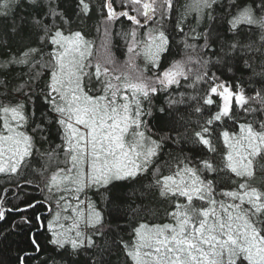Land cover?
Returning a JSON list of instances; mask_svg holds the SVG:
<instances>
[{"label": "snow or ice", "instance_id": "snow-or-ice-1", "mask_svg": "<svg viewBox=\"0 0 264 264\" xmlns=\"http://www.w3.org/2000/svg\"><path fill=\"white\" fill-rule=\"evenodd\" d=\"M28 3L40 46H28L0 64V70L27 68V79L14 89L0 79V94L24 97L14 103L0 100V174H17L32 157L37 138L46 141L48 126L56 125L61 143L44 155L52 159L63 154L64 166L44 183L55 201V210L51 204L48 209L49 242L61 249L70 246L74 252L93 247V236L103 235V214L89 191H107L113 182L147 173L150 187L169 201L171 210L167 222L133 228V241L123 245L132 264H264V186L254 183V161L264 158V86L249 94L236 82L208 71L210 65L231 70L234 62L251 69L250 59L264 57V0H103L106 36L121 18L133 26L122 34L127 44L123 64L112 57L107 40L102 55L93 60L92 42L82 32L57 24L67 23L59 0ZM20 4L21 0H0V15H10ZM78 7L84 14L92 11L90 0H78ZM168 20L181 37L183 55L164 66L161 59L175 43L163 28ZM138 59L145 62L143 67ZM182 81H190L187 87L194 90L205 88L202 94L173 97L171 92L184 86ZM162 93L168 99L167 108L157 109L160 113L188 104L204 117L192 133L194 143L215 152L213 134L222 137L223 169L210 159L193 163L185 157L168 163L167 174L161 172L156 162L161 144L153 139L146 117ZM34 97L47 109L39 116ZM237 107L253 122L239 123L238 132H218L229 121L236 123ZM225 170L234 175V187L217 192L204 173ZM37 203L15 211L25 213ZM4 219L0 208V220ZM21 219L31 224L27 216ZM35 219L40 221V216ZM32 243L39 250L35 238Z\"/></svg>", "mask_w": 264, "mask_h": 264}, {"label": "trees", "instance_id": "trees-1", "mask_svg": "<svg viewBox=\"0 0 264 264\" xmlns=\"http://www.w3.org/2000/svg\"><path fill=\"white\" fill-rule=\"evenodd\" d=\"M92 11L84 14L78 7V0H59V10L63 13L64 21L57 20V24L65 30L80 31L85 38L92 42L93 60L98 55H102V44L109 41V51L118 64H123L127 59V44L123 33L133 27L126 19L115 22L109 28L108 35H105V12L100 10L103 0H90ZM33 9L28 0H21L20 6L10 15H0V64L6 63L9 55H18L26 47H37L39 41L37 34L31 26ZM210 27H214V22H209ZM166 32L171 33V39L175 43L170 44V52L165 53L161 59L164 66L174 60L182 58L183 50L180 44L181 37L172 31L173 25L170 20L163 23ZM140 35H143L141 32ZM139 38V35H138ZM214 34H213V37ZM244 40L245 37H240ZM214 60L215 57H212ZM251 69L245 67L242 62H234L229 70L224 65H210L208 71L215 73L229 82H236L237 86H242L246 93H251L252 89H260L264 84V57L257 55L250 59ZM141 67L145 62L137 60ZM150 67V66H149ZM27 68L20 65H13L0 70V79L9 82V90L16 88L24 83L27 76L24 73ZM149 75L151 73H148ZM184 86L179 87L175 92H171L173 97L184 93L186 97L193 96L205 88L199 85L197 90ZM87 90V89H86ZM23 94L12 92L8 96L0 94V100L7 103L10 100L23 99ZM216 99L215 97H213ZM167 95L160 94L154 100L152 115L146 117L152 131L153 139L160 141L161 147L157 164L163 174H167L168 163H175L176 159L188 157L195 163L203 157L212 160L217 168L223 169V156L226 148L223 145L222 137L217 138L213 134V146L215 152H209L205 146L194 143L192 133L199 130L198 122H202L204 117L193 113L188 104L180 105L175 111L160 113L159 107L167 108ZM36 102V114L47 111L42 101L34 97ZM31 105L29 108L31 109ZM214 108V106H212ZM233 124L229 121L227 125L217 128V131L225 129L230 132H238V124L253 122L252 116H245L238 107L234 109ZM49 131L45 133L48 139L37 138L33 155L25 161L17 174H0V208L5 210V219L0 220V264H132L126 255L124 243H131L134 239L133 228L139 223H164L167 222L166 213L170 211V203L159 195L156 188L150 187L152 179L149 174L137 177L136 180L116 181L108 186V190L101 189L89 191L88 196L96 204V207L103 214V235H94L95 245L91 248L85 247L78 251L71 250L70 246L57 248L49 241L52 233L47 229V222L52 219V212L44 216L48 210L46 203L51 204L55 210V201L44 190L45 178L50 176L58 167H63L64 156L48 159L44 154L55 148L61 143L60 133L53 123L48 126ZM31 130V129H29ZM170 137V138H169ZM257 168L256 179L264 182V158L258 157L254 161ZM43 174H41V171ZM151 172V169H150ZM204 176L213 180L216 190L230 189L234 187L232 181L235 179L233 174L225 171L217 173L205 172ZM47 198V199H46ZM34 209L25 213L15 211L25 205L37 202ZM118 209V211L116 210ZM39 215L40 221L35 217ZM22 216H27L31 224L22 222ZM91 229L89 232L91 233ZM35 238L39 245L37 250L32 240Z\"/></svg>", "mask_w": 264, "mask_h": 264}, {"label": "rangeland", "instance_id": "rangeland-1", "mask_svg": "<svg viewBox=\"0 0 264 264\" xmlns=\"http://www.w3.org/2000/svg\"><path fill=\"white\" fill-rule=\"evenodd\" d=\"M254 183L257 185V186H264V182L258 180V179H255Z\"/></svg>", "mask_w": 264, "mask_h": 264}, {"label": "water", "instance_id": "water-1", "mask_svg": "<svg viewBox=\"0 0 264 264\" xmlns=\"http://www.w3.org/2000/svg\"><path fill=\"white\" fill-rule=\"evenodd\" d=\"M46 206H47V208L49 209V204H47V203H46ZM49 213H50V211H49V210H47L46 212H44V215H45V216H48V215H49Z\"/></svg>", "mask_w": 264, "mask_h": 264}, {"label": "bare ground", "instance_id": "bare-ground-1", "mask_svg": "<svg viewBox=\"0 0 264 264\" xmlns=\"http://www.w3.org/2000/svg\"><path fill=\"white\" fill-rule=\"evenodd\" d=\"M45 216V215H44Z\"/></svg>", "mask_w": 264, "mask_h": 264}]
</instances>
